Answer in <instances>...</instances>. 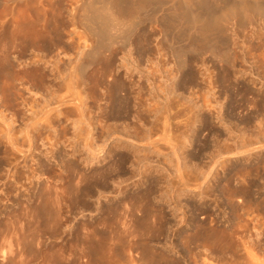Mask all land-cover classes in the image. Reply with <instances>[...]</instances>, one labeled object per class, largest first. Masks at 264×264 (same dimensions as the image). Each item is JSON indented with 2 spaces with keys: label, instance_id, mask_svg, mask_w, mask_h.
I'll return each mask as SVG.
<instances>
[{
  "label": "rangeland",
  "instance_id": "rangeland-1",
  "mask_svg": "<svg viewBox=\"0 0 264 264\" xmlns=\"http://www.w3.org/2000/svg\"><path fill=\"white\" fill-rule=\"evenodd\" d=\"M257 18L260 19V16H255V20L253 19L252 22L250 21V23H247L244 28H242V26H237L235 33L230 34L231 42L229 43V46L234 50L236 49L237 52H240L241 48L245 46V52L247 49L249 51L247 52L249 54H246L249 55L246 56L247 61L250 59L249 62H252L253 56L255 55L254 58H256L254 60L257 62L260 61L259 63H263L264 65V61H261L264 60V46H261L262 42H259L258 39L262 38L264 42V31L257 30V27L254 25ZM147 24L148 23H145L144 28L147 31V34L150 35V32L148 31L151 27ZM70 28L74 31V35L76 36L78 29L75 27ZM250 31H254V33L256 31L255 35ZM151 34L150 42L147 44L146 50H149L151 53L154 52L155 59L160 58V63L163 64L161 65L163 67L161 69L162 71H166V68L169 69V67L172 66L171 58H169L168 53H166L168 50L165 47H163L164 49L162 48V42L161 44L158 43L161 41L159 40L161 38V33L158 32L157 28L152 29ZM233 40H236V42ZM241 41L243 43H241ZM260 46L261 48H259ZM60 51L61 49L58 50V52ZM157 52L165 53L166 55H163L164 57L161 55V57L160 54H156ZM25 53H28V56L25 55ZM25 53L24 55L18 56L16 55L17 53L12 55L14 56L13 60H15L13 61L15 62L14 66H16L10 71L11 74L10 76L8 75L9 78H7V76L5 80L3 79V81H0V264H150L152 260L154 263L152 262L151 264H155V261L156 264H162V262H166V264H264V162L260 164L258 163L260 158L264 159V149L260 151L261 153L258 152L259 154L251 151L252 155L250 156V160L247 161L248 164L251 163L248 174H245L243 171V173L241 171H234V168H232L234 164L230 165V161H227L229 164L228 166L230 167L225 165V167L223 166L222 168L221 166H214L213 171L214 169L216 170L214 173L218 172L216 175L213 173L212 177L205 180L209 185H211L209 196L207 195L205 198H199L200 196L195 197L193 191L197 185H201L200 183H203L202 186H204L206 182L201 178L194 179V175H190L189 178L188 170L192 167V164L195 163L202 167L203 170L207 168L208 159H205L204 156L211 149H205V147H203L204 143L208 142L207 144H210L213 140H215V138L226 139V124H230L237 134L242 135L243 133V136H248L247 138L256 140L254 138H256L255 136H257L256 134L259 130L257 127L259 126L260 120L264 123V87L259 80L257 81L258 76L256 75L257 73H255L257 72L255 67L252 68L248 62L243 64L240 63V59H238V62L236 60L235 64L237 69L245 70L246 74L241 77V72L238 74L236 73V76L232 78L231 83L225 82L223 84V86H225V91L222 89L220 90L221 87L216 86L218 84H216L214 87L215 89L211 91L215 94L214 96L217 98L218 102H221L218 104L221 107H216L220 109L221 116L226 119L225 123H223V120L220 122V119L215 116L216 110L218 109L214 110L215 108L213 107H210L209 109L205 108L204 105L209 103V101L206 102L205 96L207 95V97H210L209 89L212 88V86L209 85L207 81L201 80L205 77L202 76V78H200L201 75L197 73L201 74V72L206 69L209 73L211 72L213 74V76H211L215 79L217 76H222L225 68L221 66L222 63H218L214 59H211L212 57H210L208 53L204 56L202 55L204 60L200 56H197L195 61L193 59V63H189L190 65H188L187 68L190 69V71H193V74L199 78L196 77L197 80L195 78V80L191 82L192 84L189 83V85H186L185 88L178 89L177 94L180 98H185L184 100L189 101V99H193L192 101L197 103L199 107H204L200 111V115L202 114L206 120L201 124L196 122V127L198 125L200 126L196 130V133H194V137L188 141L189 143L185 141V138L182 136L184 133L190 134L189 132H184L185 128L182 126L187 118L186 115L171 117L172 119L168 120L170 125L169 130H164L160 126V128L158 127L148 135V139L146 138L142 141V143L146 146L144 147V154H149L148 157L150 160L148 161L151 162V165H154L152 166V169L156 167L159 172H161V170L164 172L160 173L163 174L160 176L162 178H159L160 181L158 180L159 182L156 187L157 190L153 193L155 199L154 202L156 201V206L153 209L155 212L153 211V213L155 214L158 211H162V215H165L163 218H166V225H168L165 229L167 235L165 232L163 234L164 236L160 235L157 228H154V232H152V234L149 232L148 236L153 234L155 235L156 232L157 236L155 235L154 238L153 236H147L145 240H140V233L138 234L140 231L138 227L134 226L135 223L133 224V221L135 220L134 222H136V219L131 216L121 219L124 220V222L126 220L125 223L127 224L128 222L129 224H127L128 230H126V232L128 233L126 235V232L124 233L125 230L123 233L121 232L123 227L120 226V223L118 222L121 220H119V217L116 215L117 217L115 216L111 218V222H114L115 224L113 223L114 226L109 228L107 233L109 238H111L114 242L113 244L111 240H103L102 236H100L102 233L99 230L98 232H95L97 235L95 238L93 237L92 240L85 241V239H82L83 237L81 231L79 232L77 227L80 223H92L101 218L99 217L100 214H98L95 206H105L108 201L109 203L117 204L119 199L125 196L126 200H124V203L128 206L130 198H127V196L132 195L133 192L136 191L138 184L142 182L138 180L146 177H141L142 174L140 176H136L129 173L130 168L128 169L129 165L127 164L125 175L123 174L119 177L120 179H116L122 181V184L120 183L116 185L115 183L113 184L110 182V184H108L109 189L101 190L98 200L95 193L92 197H86V202H88L89 207L84 208L82 204L84 201L82 199H76L74 195V189L80 184L79 178H81V174L78 170L72 169L71 163L76 161L79 168H83L85 170L87 169V166H84L85 164L80 163V160L77 162V158L71 155L73 152V141H80L76 139V136L73 137L76 134V128L78 127V129H81V126L84 128L87 120L89 119L90 123L92 122L91 127H93L92 136L93 138L95 136L97 137L94 139L96 140V143L98 142V145L103 147L102 149L104 152H108L113 146V143L117 140L115 139V136H119L121 139L126 138L115 133L114 136L112 135L103 143L102 140H104V137L99 135L102 132L105 135V132L101 130L102 126L103 124L109 125L112 121L103 119L102 116L99 117V111L95 109L97 108L95 103L93 104L88 102L87 105H85L84 117L86 119L84 122L75 121L78 119V113L73 107L74 103L71 101L73 98L70 99L71 96L73 97V92H76L75 89L74 91L72 90L73 92H71V90L70 92H67L65 89H55L56 86L54 85L53 87V83H50L48 80L51 79V76L49 78L47 76L45 80H48V82H46L47 86L49 83L51 84H49L50 88H46V85L41 86V83L38 81L39 79H36L38 76L37 73L35 75L32 70H28L26 68L22 69L21 64L23 63V60L25 63H29L31 57L34 55L32 54L33 52L29 51ZM70 53L71 54L69 55L71 56L67 55L68 57L63 54L59 55V57H56V54L46 55L43 57H41V54L39 56L42 60L45 59L46 62H48L46 64L48 67H51V65L55 63L52 62L55 58L56 62H60L59 65H63V61H66L69 57H74L75 52ZM29 55H31V57ZM15 57L18 60L15 59ZM34 57L35 56H33L32 60H36ZM146 57H149V55L145 56V59L147 60ZM38 59L39 57H37V60ZM200 59L205 61V64H207V66H205L208 67V69L206 67L203 69L204 64H202L203 62ZM146 60H142V62H140L142 68L146 66L144 69L150 66L149 62ZM198 61L201 62L199 63ZM17 64H20L19 68ZM263 67L262 70H264ZM244 79H253L255 80V83L244 82ZM242 84H244V86L245 84H249L246 88H249L252 93L248 95L249 100L252 99L253 102L250 103L251 106H249L248 103V106L245 104L239 107L237 103L238 100L236 102V99H238L239 96L235 99L234 93L236 88L243 86ZM33 92L34 94H31ZM50 92L53 96L56 94V97H53ZM67 94H71L70 97L66 96ZM255 99L256 101H253ZM183 106L186 107V105ZM173 110L175 111L176 109L174 108ZM55 116L57 117L53 119ZM245 119L250 120H247L249 122L248 124L245 122ZM42 120L45 122H41ZM47 121L48 124L46 123ZM73 124L77 125L75 129ZM149 125L150 124L148 123L147 126ZM50 127L54 130L52 131ZM249 135L251 136L249 137ZM99 136L101 138L103 137L102 140ZM11 138L15 141H12ZM222 139L218 141L222 142ZM50 142L52 143L49 144ZM221 144V146L224 145L223 142ZM155 148H157L158 151H156ZM256 151L259 150L256 149ZM188 152H192L194 154L201 152L200 154L205 153V155L202 156L204 157L203 159L198 160L201 161L198 163L197 159H185L187 158L185 155H187ZM177 154L181 156V158H184L178 159ZM226 156L227 159L229 158L233 162H237V165L243 161H236V158L233 157V155L229 156V154H227L224 155V158H226ZM204 165H206L205 168H203ZM255 167L259 168L257 169ZM179 168L180 171L178 172L177 169ZM226 168L228 170L225 171ZM258 171L260 172L258 173ZM164 175L165 177L167 176L165 180H163ZM167 179L171 181L170 185L173 186L172 189L177 192L174 193L171 189L169 192L170 194L168 192L164 194L162 193L166 189L165 181H168ZM200 179L204 182L200 181ZM145 180L146 179H144V181ZM185 180L188 184L185 186L180 185L181 181ZM247 181H250L253 185V200L251 201H248L247 197L240 190L243 185L247 184ZM218 182L219 185L225 182L223 183L225 184V191L223 192L224 195L218 190L219 188H217ZM195 183H197V185ZM180 188L187 190L182 192L184 195H178V190ZM164 200L166 202H163ZM223 200H225V203ZM91 204L94 207H91ZM233 204H237L236 206L238 208H236V210H232ZM175 206L178 207L177 210H175ZM174 210L177 212L175 213ZM155 215L159 216V213ZM158 216L157 226H159L158 224L160 223ZM153 219L155 218L153 217ZM131 235L134 236L135 239L131 237ZM129 236L131 239H129ZM126 237L129 238L126 239ZM144 241H146L145 244H149L150 248H153L152 250L155 251L153 252L150 249L153 253V255L150 253L153 258L146 255L148 258L145 256L146 260H144ZM171 247L173 248L172 250L170 249ZM166 249L171 250L168 255L164 253L168 252L165 251ZM162 253L163 255H160ZM154 257H157L158 260ZM161 257H163L162 260Z\"/></svg>",
  "mask_w": 264,
  "mask_h": 264
},
{
  "label": "bare ground",
  "instance_id": "bare-ground-1",
  "mask_svg": "<svg viewBox=\"0 0 264 264\" xmlns=\"http://www.w3.org/2000/svg\"><path fill=\"white\" fill-rule=\"evenodd\" d=\"M257 15L260 16V19L257 18L254 22V25L257 27V30L264 31V0H0V81H3V79L5 80L8 75L10 76V71L13 70V67L16 66H14L15 62L13 61L15 60H13L14 56L12 55L17 53L16 55L18 56L24 55V53L27 51L33 52L32 54H34L33 56H35L34 58H36V60H32L33 56L31 57V55H29L32 61L30 60L29 63H25L23 60V63L25 64H21L22 69L26 68L28 70H32L35 75L37 73L38 76L35 77L36 79H39L38 81L41 83V86H45L46 82H48L49 80L50 83H53V87L54 85L56 86L55 89H65L67 92H70V90L71 92H73L75 89L76 92H73V94L71 93L73 97H70L71 94L68 95L69 93L66 95L69 96L70 99L73 98L71 101H73V107L78 113V119L75 121L84 122L86 119L84 117L85 105H87L88 102H91L93 104L95 103L97 107L95 109L99 111V117L102 116L103 119L112 121V123L109 125L103 124L101 130L105 132V135L102 131V133L100 132L101 134L98 133L99 135L104 137V140H102L103 137L101 138L99 136L103 143L112 135L114 136L115 133L127 139H121L119 136H115V139L117 140L113 143V146L108 152H104L102 149L103 147L101 145H98V142L96 143L95 139L97 137L95 136L96 138L94 137V139L92 136L93 127H91L92 122L90 123L89 119L87 120L86 124L84 123L85 127L83 128V126H81V129H78L77 125L73 124V126H75L74 129L77 127V131L74 130L76 131V134L73 137L76 136V139L80 140L81 142L73 141L74 145L72 143L73 152L71 155L77 158V162L78 160H80V163L85 164L84 166H87L88 169L85 170L83 168H79V165L78 163H76V161H74V163H71L72 169L78 170V172H80L81 174V178H79L80 184L74 189L75 198L79 200L82 199L84 201L82 203L84 208L89 207L88 202H86V197H92V195H94L95 193L98 200L99 193H101V190L109 189L108 184H110V182H112L113 184L115 183L116 185L120 184L122 181L116 179H120L119 177H121L123 174L125 175L127 164L129 165L128 169L130 168L129 173L136 176H140L142 174L141 177H146L144 178L146 179L145 181L143 178V180H138L142 182H139L140 184H138V188L136 189V191L133 192L132 195L127 196V198H130L128 206L124 203V200H126V196L121 197L117 204L109 203L108 201L105 206H95V209L98 211V214H100L99 217L101 218L92 223H80L77 228L79 229V232L81 231L83 237L82 239H85V241L92 240L93 237L95 238L97 236L95 232H98L99 230L102 233V235L100 236H102L103 240H111L107 233L109 231V228H112L114 226V222H111V218L115 217L116 215L119 217V220H121L122 218H126L127 216H131L136 219V222H134V220L133 224L135 223L134 226L138 227L140 231L138 232L137 230L138 234L140 233V240H145V238H147V236L149 235V232L150 234L154 232V228H157L158 233L160 232V235L164 234L166 226H168L166 225V218H163L165 215H162V211H158L157 213H159V218L158 215H155L157 213H153V209L156 206V201L154 202L155 199L153 193L157 190L156 187L158 185V182L160 181L159 178H162L160 176L163 174L160 173L164 172H162V170L161 172H159L156 167L152 169V166L154 165H151V162L148 161L150 160L148 157L149 154H144V147L146 146L142 143V141H144L153 130H156L158 127L160 128V126L164 130H169L170 125L168 123V120L172 119L171 117L186 115L187 118L182 126L185 128L184 132H189L190 134L184 133V135L182 134V136L185 138L184 140L188 142L192 139V137H194V133H196V130L200 126L198 125L196 127V122H199L201 124L206 120L202 116V114L200 115V111L204 107L202 108L200 104L199 105L201 107H199L197 103L192 101L193 99H189V101L184 100L185 98H180V96H178L177 94L178 89L185 88L186 85H189V83H191L197 77L193 74V71H190V69L187 68V66L190 65L189 63H193V59L195 61L197 56H200L204 60L202 55L204 56L208 53L209 56L212 57L211 59H214L218 63H222L221 66L225 68V70H223L222 76H217L215 77V79L212 78L213 74L211 72L210 74L206 69L202 71L204 73H197L201 75L200 78H202V76L205 77L201 80L207 81L208 84L212 86V88L209 89L210 97H207V95L205 96L206 102L209 101V103L207 105L203 104L207 109L213 107L215 108L214 110H216L218 109L216 106H219L218 104L221 103L218 102L217 98L214 96L215 94L211 92L213 89H215L214 87L216 84H218L216 86L221 87L220 90H224L225 86H223V84L225 82L231 83V80L236 76V73L238 74L239 72H241V77L246 74L245 70L237 69L235 61L237 60L238 62V59L241 60L240 63L243 64L248 62L250 63L252 68H256L257 72L255 73H257L256 75L258 76L257 81L259 80L264 87V70H262V67L264 66L263 63H259L260 61H255V55L253 56L252 62H249L250 59H248L249 61H247L246 56L249 55L246 54H249L247 53L249 51L247 49V51L245 52V46L241 48V53L239 51L237 52L236 49L234 50L229 46V43L231 42L230 34L235 33L237 26H242V28H244V26L247 23H250V21L252 22L254 17ZM145 23H148L147 25H150L149 27H151L148 31L150 32V35L147 34V31L144 28ZM70 27H75L78 29L76 36L74 35V31ZM154 28H157L158 32L161 33V38L159 37V40L161 41H159L158 43L161 44L162 42V48H167L168 51L166 53H168V57L171 58L172 61V66H170L169 69L166 68V71L163 69L165 72L161 69L163 68L161 66L163 64L160 63V58L155 59L154 52L151 53L149 50H146V46L150 42V36L152 35L151 30ZM252 32L254 33V31ZM258 39L259 42H262L261 46H264L262 38ZM233 41L236 42V40ZM242 41L241 43H243ZM261 46L259 48H261ZM59 49H61V54L60 52H58ZM70 52H75L74 57H69L66 61H63V65H59L60 62H56L55 58V60L53 59L54 61H52L55 63H53V65L50 64L51 67H48L46 65L48 62H46L45 59L42 60L41 58L43 56L52 54H56V57H59V55L62 54L71 56L69 55L71 54ZM160 52H157L156 54H160V56L166 55L165 53ZM27 54L25 53V55ZM41 54L42 56L40 57L39 55ZM146 55H149V57H146L147 60L145 59ZM16 57L15 59L19 58ZM37 57H39L38 60ZM202 59L200 60L203 62L202 64H204V67L202 66L204 69L207 64H205V61H203ZM142 60L148 61L150 66L146 69H144L146 66L142 68L140 64ZM17 65L19 68L20 64ZM206 68L208 69V67ZM9 76L7 78H9ZM47 76L48 78L51 76V79L45 81ZM245 81L248 83H255V80L253 79H244V82ZM49 84L48 86L46 85V88H50L51 84ZM246 84L245 86L244 84H242V87L236 88V91L234 93L235 99L239 96V98L236 99V102L238 100L237 103L239 107L245 104L248 106V103L249 106H251L250 103L252 102V99L249 100L248 95L252 93L249 88H246V86H249V84ZM31 94H34V92ZM253 101H256V99ZM183 105H186V107H184ZM173 107L176 109L175 111L173 110ZM220 107L221 106H219V108ZM215 116L220 119V122L221 120H223V123H225L226 119L221 116L220 109L216 110ZM56 117L57 116L52 118L55 119ZM247 120L245 119V122L248 124V121L250 120ZM43 121L44 120H42L41 122ZM46 123L48 124V121ZM148 123L150 124L149 126H147ZM257 128L259 130L257 129L258 132L256 131L257 136H255L256 138H254L256 140H251V138H247L248 136H243V133L242 135L237 134L236 131L230 126V124H226L227 138H220L222 139V142L224 144L223 146H221L222 142L218 141L220 139L215 138V140L212 139L213 141L210 144H207L208 142L204 143L203 147H205V149H211L207 152V156L203 152V154H200L201 152H199L198 154H194L192 153L193 151L188 152V154L185 155L187 156V158H185L187 160L197 159L198 161L200 159H203L204 157L205 159H208V165L203 166V168H205V166L207 167L204 170L196 163L192 164L191 168L189 166L190 169H188L187 166V169L189 170V178L190 175H194V179L201 178L205 181L209 177H212L213 173L216 171L215 169L213 171L214 166H221L222 168L225 165L227 167H230L228 166L229 164L227 163V161H230V165L234 164V166H232V168H234V171H243L245 174H248L251 163L248 164L247 161L250 160V156L252 155L251 151L259 154L258 152L264 149V123L261 120ZM250 136L251 135H249V137ZM51 143L52 142H50L49 144ZM256 149L259 151H256ZM155 150L158 151L157 148H155ZM227 154H229V156L233 155V157L236 158V161H243L237 165V162H233L229 158L227 159V156L226 158H224V155ZM177 158L182 159L184 157L181 158V156L177 154ZM199 162L201 161H198V163ZM263 162L264 159L260 158L258 163L260 164ZM226 170L228 169L226 168L225 171ZM177 171L179 172L180 168L177 169ZM259 172L260 171H258V173ZM216 173L214 174L216 175ZM166 177L164 175L163 180H165ZM201 179L200 181L204 182ZM165 182L166 189L164 192H162L163 194L166 192L169 193L173 187L172 185H170L171 181L168 180ZM219 182L217 188H219L218 190L223 193L225 191V184L223 183L225 182L221 183L220 185ZM186 184H188V182L185 180L181 181L180 185L185 186ZM195 184L197 185V183ZM200 184L201 185H197L194 188V196H200L199 198H205V196L207 195L209 196L211 185H209L207 182L204 184V186H202L203 183ZM252 186L253 185L250 183V181H247V184L243 185L242 189L240 188L242 193L247 197L248 201L253 200ZM182 188L178 190V195H181L183 194L182 192L187 191ZM172 192L175 193L177 191L172 189ZM167 199L170 200L169 198ZM163 202L166 201L164 200ZM223 202L225 203V200H223ZM236 205H232V210H236V208H238ZM91 207L94 206L92 205ZM177 209L178 207L175 206V210ZM176 212L177 211H175V213ZM157 216L158 219H160V223L158 224L159 226H157ZM153 217L155 219H153ZM118 222L120 223V226L123 227L121 232L123 233V231L125 230V233L126 230H128V222L127 224L125 223L126 220L125 222L124 220ZM127 233L128 232H126V235ZM155 235L153 234L150 236H153L154 238ZM129 237H126V239ZM131 237L134 238V236L132 235ZM131 237L129 239H131ZM145 243L146 241H144V258L146 255L152 257L153 253L151 252V250L153 248L151 249L149 244ZM172 247L170 248L171 250L173 249ZM170 249L165 250L168 252H163L168 255L171 251ZM150 253H152V255ZM160 255H163V253ZM147 256L146 258H148ZM146 258L144 260H146ZM154 258L157 259V257ZM166 258L168 259L167 256ZM162 259L163 257H161V260ZM162 264H166V262H162Z\"/></svg>",
  "mask_w": 264,
  "mask_h": 264
}]
</instances>
